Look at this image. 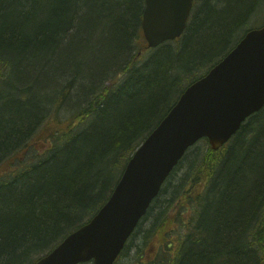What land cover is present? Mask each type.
I'll return each instance as SVG.
<instances>
[{
  "label": "trees",
  "instance_id": "obj_1",
  "mask_svg": "<svg viewBox=\"0 0 264 264\" xmlns=\"http://www.w3.org/2000/svg\"><path fill=\"white\" fill-rule=\"evenodd\" d=\"M199 1L181 37L150 48L144 0H0V264H34L94 215L255 5ZM134 246L128 264H264V107L220 149H188Z\"/></svg>",
  "mask_w": 264,
  "mask_h": 264
},
{
  "label": "water",
  "instance_id": "obj_2",
  "mask_svg": "<svg viewBox=\"0 0 264 264\" xmlns=\"http://www.w3.org/2000/svg\"><path fill=\"white\" fill-rule=\"evenodd\" d=\"M193 0H144L141 30L150 48L180 37ZM264 107V25L190 83L132 154L114 191L84 224L35 264H114L161 185L186 150L206 138L218 150Z\"/></svg>",
  "mask_w": 264,
  "mask_h": 264
},
{
  "label": "rangeland",
  "instance_id": "obj_3",
  "mask_svg": "<svg viewBox=\"0 0 264 264\" xmlns=\"http://www.w3.org/2000/svg\"><path fill=\"white\" fill-rule=\"evenodd\" d=\"M198 1V0H197ZM202 2L203 0H200L197 4L199 7H202ZM255 2V9L249 14L250 17L248 19L247 22H245V24L243 23L242 25L243 26H240L237 25L236 27H234L233 29L236 30V33L234 34L235 35V38H237L238 36H240L242 34V32H244L246 29H249L250 27H257V26H260V25H263L264 24V0H254ZM220 8V7H218ZM206 9V8H205ZM206 13H207V10L205 11L204 10V16H206ZM217 14L219 12H216ZM213 12V14L211 15L212 17V23L213 22H218L219 19H217L215 16H219L222 18V16L220 15H217ZM233 20L232 17H230L228 19L227 22L231 23ZM148 225H144L143 228H146ZM138 240H135L134 242V245H137ZM135 253V246L132 248L131 251H123L116 259V263L117 264H128L131 262L132 258L131 256ZM81 264H92L91 262H84V263H81Z\"/></svg>",
  "mask_w": 264,
  "mask_h": 264
},
{
  "label": "bare ground",
  "instance_id": "obj_4",
  "mask_svg": "<svg viewBox=\"0 0 264 264\" xmlns=\"http://www.w3.org/2000/svg\"><path fill=\"white\" fill-rule=\"evenodd\" d=\"M255 7H256V6H255ZM255 7H254V9H255ZM190 15H191V13H190ZM189 18H190V16H189ZM189 18H188V21H189ZM141 20H142V18H141ZM187 24H188V22H187ZM244 24H245V23H244ZM241 26H243V25H241ZM260 26H261V25H260ZM186 27H187V26H186ZM258 27H259V26H257V27H250L249 29H246V30H245L244 32H242V34H241L240 36H238L237 38H235V35H234V37H233V39H234V45H233V46H232V47H231L226 53H224V54L219 58V60H217L216 62H214V63H213L210 67H208L207 69L202 70V71L200 72V75H199L198 77H196L194 80H192L190 83H192V82L198 80L199 78H202L204 75H206V74L210 71V68H212L215 64H217V63H218V62H219L224 56H226V54H227V53H228V52H229V51H230V50H231V49H232V48H233V47H234V46H235V45H236V44H237V43H238V42H239L244 36H245L246 32H248V31L251 30V29L258 28ZM235 33H236V32H235ZM183 34H184V33H183ZM183 34H182V35H183ZM182 35H181V36H182ZM142 36H143V34H142ZM181 36H180V37H181ZM143 39H144V37H143ZM144 41H145V40H144ZM145 42H146V41H145ZM146 45H147V44H146ZM147 47H148V46H147ZM190 83H189V84H190ZM189 84H188V85H189ZM188 85H186V86L184 87V89H185ZM184 89H183V90H184ZM183 90H182V91H183ZM181 93H182V92H181ZM181 93H180V94H181ZM176 100H177V99H176ZM176 100H175V102H176ZM175 102H174V103H175ZM174 103H173V104H174ZM173 104H172V105H173ZM172 105H171V107H172ZM260 110H261V109H260ZM260 110H259V111H260ZM257 112H258V111H257ZM257 112H256V113H257ZM252 115H253V114H252ZM240 127H241V126H240ZM239 129H240V128H239ZM239 129H238V130H239ZM238 130H237V131H238ZM237 131H236V132H237ZM235 134H236V133H234V134L232 135V137H233ZM232 137H231V138H232ZM231 138H230V139H231ZM230 139H229L226 143H228V142L230 141ZM200 140H201V139H200ZM198 141H199V140H198ZM198 141H197V142H198ZM197 142H196V143H197ZM196 143H195V144H196ZM226 143H224L222 146H224ZM195 144H194V145H195ZM194 145H192L191 147H193ZM138 146H139V145H138ZM138 146L136 147V149L138 148ZM222 146H221V147H222ZM191 147H189L188 149H190ZM221 147H220V148H221ZM220 148H218V149H220ZM136 149H135V150H136ZM188 149L186 150V152L188 151ZM135 150H134V151H135ZM186 152H185V153H186ZM133 153H134V152H133ZM133 153H132V154H133ZM184 155H185V154H184ZM184 155H183V156H184ZM131 157H132V155H130L129 159L127 160V162L125 163L123 169L121 170V173H120V175H119V178L117 179V182H118V180L121 178L122 174L124 173V171H125V169H126V166H127V163L129 162V160L131 159ZM181 159H182V158H181ZM175 167H176V166H175ZM175 167H174V168H175ZM170 174H171V173H170ZM168 177H169V176H168ZM165 181H166V180H165ZM165 181H164V183H165ZM117 182L115 183L114 187L116 186ZM164 183L161 185L160 190L162 189ZM114 187H113L111 193L114 191ZM159 193H160V191H159ZM159 193L156 195L155 198H157V197L159 196ZM155 198H154V199H155ZM154 199L151 201V203H150V205H149V208H150L151 204L153 203ZM102 205H103V204H102ZM102 205H101V206H102ZM101 206L97 209V211L101 208ZM149 208H148V209H149ZM97 211H96V212H97ZM96 212H95V213H96ZM95 213H94V214H95ZM91 217H92V216H91ZM86 222H87V221H86ZM86 222H85V223H86ZM83 224H84V223H83ZM137 226H138V225H137ZM137 226H136V228L134 229V231L131 233V235L128 237V239H127L125 245L127 244L128 240H130V237L133 235V233H134L135 230L137 229ZM125 245H124V247H125ZM54 247H55V246H54ZM54 247H53V248H54ZM53 248H52V249H53ZM52 249H51V250H52ZM51 250H50V251H51ZM48 252H49V251H48ZM48 252H47V253H48ZM122 252H123V250L120 252V254H121ZM45 254H46V253H45ZM45 254H43V255H45ZM120 254H119V255H120ZM43 255H42V256H43ZM39 258H40V257H39ZM39 258H38V259H39ZM38 259H37V260H38ZM37 260H36V261H37ZM36 261H35V262H36ZM34 264H35V263H34Z\"/></svg>",
  "mask_w": 264,
  "mask_h": 264
}]
</instances>
